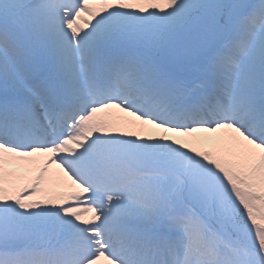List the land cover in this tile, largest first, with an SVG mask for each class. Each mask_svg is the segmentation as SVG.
I'll use <instances>...</instances> for the list:
<instances>
[{
	"label": "snow or ice",
	"instance_id": "1",
	"mask_svg": "<svg viewBox=\"0 0 264 264\" xmlns=\"http://www.w3.org/2000/svg\"><path fill=\"white\" fill-rule=\"evenodd\" d=\"M0 264H264V0H0Z\"/></svg>",
	"mask_w": 264,
	"mask_h": 264
}]
</instances>
